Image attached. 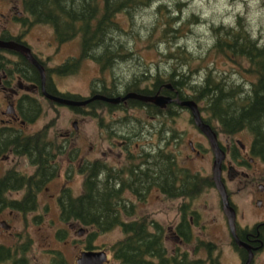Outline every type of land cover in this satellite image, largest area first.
Instances as JSON below:
<instances>
[{
    "label": "flooded vegetation",
    "instance_id": "af4514ba",
    "mask_svg": "<svg viewBox=\"0 0 264 264\" xmlns=\"http://www.w3.org/2000/svg\"><path fill=\"white\" fill-rule=\"evenodd\" d=\"M24 2L25 0H0V41L29 49L28 52L23 48L25 51L23 52L18 47L17 49L0 45V180L6 183L0 189V233L11 234L9 231L12 224L8 220L13 212L27 213L38 209L50 211L55 208L61 213L69 206L70 200L86 194V191L95 196L106 187H110L111 191L108 193L114 195L115 205L111 210L116 211L119 217L114 227L121 228L123 223L144 217L132 215L144 210L145 199L152 190H156L167 199H182L178 205V220L173 229L169 228L170 237L179 244L176 248L194 240L196 236L193 228L200 224V214L192 206L196 197L195 191L200 189L201 194L210 188L214 187L216 190L217 188L212 177L214 154L209 140L195 124L190 109L179 103L192 98L180 99L170 83L165 84L168 92L161 91V87L156 91L155 94L161 92L170 96L172 100L168 108L153 109L158 119L157 125L151 130L158 138V145L155 151H145L144 108L146 111L152 110L149 108L151 106L144 105V100L128 98L119 102H108L94 99L85 105H70L54 98L82 101L95 95L110 98L124 96L130 92L144 95V88L137 87L135 83L139 78L134 79L123 91H117L112 84L92 86L86 95L62 89L61 78L70 74H60L56 69L68 62V59L61 61L57 66L47 65L51 54L45 53L44 49L52 46L50 42L40 44L38 49L33 50L31 36L36 29L42 27V23L33 21L32 14L26 9ZM56 52L57 50L53 53ZM27 55H31L42 66L44 78L39 67L30 61ZM197 104L203 121L215 132L218 145L224 151L225 156L220 165L221 180L229 198L227 180L237 179L242 188H248L250 194L257 195L253 203L256 210L264 213V174L258 169V164L264 166V159L252 153L253 136L249 143L234 139V136L246 130L234 134L222 132L218 120L207 111V114L204 113L205 116L201 106ZM180 109L189 114V121L193 127V135L187 140H184L187 130H175L171 125L168 128L164 121L171 118L167 117V112L173 113L171 118L173 120ZM52 110L57 114L58 110L66 112L71 110L74 116L81 117H85V114L92 115V119L96 121L94 137L98 139L90 147H93L96 154L93 158L80 155L81 146L70 145L73 131L65 128L57 134L52 129L54 125L51 122L37 124L39 119L45 118L44 116ZM72 126L77 129L75 120L72 121ZM221 136L225 137L223 141ZM183 144L189 149L187 155L181 154L183 149L180 147ZM179 159L184 162L204 163L211 171L208 172L205 165H202V170H193L190 165L189 167L181 165ZM167 160L172 161V169L178 174L176 186L172 185L176 191L174 194L179 193L178 191L183 194L170 197L172 190L167 187L163 176L157 178V186L153 184L145 191L146 164L157 161L158 165L162 166ZM78 177L80 184L72 187L69 182ZM189 178V183L195 182L194 185L191 183L187 186ZM43 193L48 200H40ZM230 201L236 211L235 204ZM236 218L237 236L248 244L255 256L256 252L264 248V218L255 221L251 227L239 226ZM69 221L71 220H66ZM72 221L82 224L78 220ZM147 221L156 222L148 218ZM187 235L189 239L186 241ZM167 237L163 230L164 246ZM231 243L239 253V264H244L248 250L244 246H237L232 238ZM165 249L170 255L182 253L189 258H196L191 257L187 251L175 250L169 253L166 246ZM204 256H207L206 251Z\"/></svg>",
    "mask_w": 264,
    "mask_h": 264
},
{
    "label": "rangeland",
    "instance_id": "374dc122",
    "mask_svg": "<svg viewBox=\"0 0 264 264\" xmlns=\"http://www.w3.org/2000/svg\"><path fill=\"white\" fill-rule=\"evenodd\" d=\"M159 5L163 6L158 9ZM192 14H195L197 18H193ZM237 16L243 17V24H246L253 38L258 41L264 40V0H152L147 6H141L133 11L131 15L127 16L125 12L117 13L116 21L122 31H125L121 34L120 40L125 41L127 48L132 51L131 58L118 60L106 69H102L100 64L91 57L82 59L76 72L61 78V88L86 95L92 86H111L112 84L117 91H123L126 86L133 83L134 79L139 78L135 82L137 87L153 89L152 85L156 78H160L165 85L168 84L166 78L170 77V74L174 79V77H180L174 73H182L186 77H181L184 84L181 91L195 100L194 93H197V89L193 93V88L199 82H204L208 72L213 77L220 78L229 84L248 85L250 81L255 80V76L244 68L248 67V63L243 59L229 60L217 52L213 46L215 35L212 27L223 26L225 28L234 25ZM172 17H177V19L174 20ZM166 19L175 31H171L163 38ZM41 25L42 27L32 34L31 43L33 50L38 49V46L45 42L52 43V46L44 49L45 53L51 54L47 65L57 66L65 59L69 61L74 57L78 58L79 37L59 43L55 39L53 28L46 24ZM55 50L57 52L53 53ZM245 88L247 89L248 86ZM197 103L201 107L204 106L202 100ZM153 109L152 107L150 112L144 108L145 151H155L158 145V138L151 130L157 125L156 120L158 119ZM57 112L58 114L53 110L49 111L44 116L45 118L38 120L37 124L51 122L54 125L52 129L57 134L65 128L73 131L70 145L81 146L80 155L93 158L96 154L93 147H90L98 139L94 137L96 121L92 119V115L74 116L71 110L68 112L58 110ZM204 113L207 114L206 111H203ZM171 118L164 120L168 128L171 125L175 130H187L188 133L184 140L193 135L189 114L185 110L180 109L178 115L173 120ZM73 120L76 121L77 129L72 126ZM224 138L221 136L222 141ZM234 139L249 143L252 135L245 131L234 136ZM180 149H183L182 155L189 154V149L184 144ZM179 161L181 165H190L193 170H202V165H205L197 161L184 162L180 159ZM205 166L210 172L211 168L208 165ZM258 169L264 174L262 164H258ZM227 181L230 200L236 207L238 225L251 227L255 221L263 219V211L256 210L253 203L257 195L250 194L248 188H242V184L238 183L237 179ZM69 184L72 187L80 184V177L70 181ZM40 200H48L45 193L40 196ZM181 201L182 199H167L156 190H152L144 201V210L135 212L132 217L144 216L148 220L153 219L161 224L164 235L168 236L165 246L169 253L183 250L187 251L191 257L203 258L204 251L195 252L193 248L197 240H210L216 244L215 254L219 255L222 264H239V253L231 243V235L222 211L220 197L214 187L198 194L193 200L194 205L192 206L200 214V224L193 228L195 239L176 248L179 244L170 237L169 228L173 229L178 220V205ZM8 222L12 224V229L9 231L11 234L0 233V244L12 248L17 247L18 251L23 245L27 246L28 250L25 254L33 264H56L53 257L58 254L63 256L67 264H75L79 257L78 254L87 246H91V249L105 250L109 258L107 264L119 263L113 256L111 245L124 237L120 227L97 232L95 227L84 226L74 221H62L59 211L55 208L50 211L38 209L27 213L13 212ZM95 231L96 233L92 235ZM58 232H60L59 235H57ZM252 260V264H264V248L256 252L255 256L253 253Z\"/></svg>",
    "mask_w": 264,
    "mask_h": 264
},
{
    "label": "trees",
    "instance_id": "16d2710c",
    "mask_svg": "<svg viewBox=\"0 0 264 264\" xmlns=\"http://www.w3.org/2000/svg\"><path fill=\"white\" fill-rule=\"evenodd\" d=\"M151 1L25 0L24 6L31 12L34 22L53 28L55 39L59 43L80 38L78 58L74 57L56 69L60 74H71L78 70L80 61L87 57L94 59L102 69L113 66L118 60L131 58L132 51L127 48L125 41L120 40L121 34L125 31H122L116 21V15L120 12H125L127 16L131 15L133 11L141 6H147ZM161 6L163 5H159L158 9ZM192 17L197 18L195 14H192ZM172 19L176 20L177 17ZM165 22L163 38L171 31H175L168 19ZM212 30L215 35L213 44L215 50L229 60L246 61L248 67L244 68L255 76V80L250 81L248 85L229 84L208 72L204 82H199L193 88V93L197 89V93H194L195 101H203L204 106L201 110L207 111L218 120L222 132L234 134L240 130L248 131L253 136L252 153L264 159V40L258 41L252 37L246 24H243L241 16H237L234 25L225 28L212 27ZM174 74L180 77L172 79L173 75L170 74L166 79L177 92L178 97L192 98L181 91V87L184 86L182 78L186 76L182 73ZM179 78L181 79L177 80ZM152 87L153 89H144V94L153 95L160 87L161 91L168 92L160 78H156ZM145 104L151 106L150 109L152 106L159 108L149 102H144ZM168 107L170 105L165 108ZM172 116V112H167V117ZM172 165V161L168 160L162 166L158 165L157 161L148 162L147 169H144V190L146 191L153 184L157 186V178L163 176L167 187L172 190L170 197L183 194L181 191L174 194L178 174L172 169ZM187 181V186L195 183H189L190 178ZM5 184V181L0 180V189ZM86 185L88 186V183ZM109 191L111 188L106 187L95 196L86 191V194L69 201V206L61 211L60 218L64 221L78 220L86 226L93 225L97 232L113 228L119 217L116 211L111 210L115 206L114 195L108 193ZM200 191V189L196 190L195 195L197 196ZM121 230L124 237L111 245L113 256L119 264H222L219 255L215 254L216 244L202 239L196 241L194 250L206 251L205 258H189L182 253L167 254L163 242V227L157 222H148L146 217L123 223ZM95 233L96 231L92 235ZM59 234L60 232L57 233ZM188 239L187 235L186 241ZM87 248L92 247L87 246ZM26 250L28 248L24 245L18 251L17 247L0 244V264H33L26 256ZM53 261L56 264H67L60 254L53 257Z\"/></svg>",
    "mask_w": 264,
    "mask_h": 264
},
{
    "label": "water",
    "instance_id": "95a60500",
    "mask_svg": "<svg viewBox=\"0 0 264 264\" xmlns=\"http://www.w3.org/2000/svg\"><path fill=\"white\" fill-rule=\"evenodd\" d=\"M0 45L6 46V47H16L14 45H11L9 42L0 41ZM17 47L19 48V46ZM23 48H25L26 51L29 50L26 47H23ZM23 48H19V49L25 52ZM27 57L30 59V61H32L35 65L39 67L41 71V76L44 78V72H43L42 66L31 55L30 56L27 55ZM54 98L63 103L70 104V105H85L86 103L94 99H101V100L108 101V102H119V101H122L128 98H138L140 100L150 101L159 107H165L172 100L170 96L163 95V94L140 95L134 92L127 93L124 96H117L116 98H110L104 95H95V96H92L90 99H86L82 101L72 100V99H63V98H58V97H54ZM179 103L181 105L187 106L190 109L195 124L201 129V131L205 133V135L207 136L209 140V143L211 145V148L214 154V162L212 165V177H213L214 183L220 195L222 209L226 216L232 239L237 246H244L248 250V255H247V258L245 259L244 264H251L252 259H253V251L248 246V244L240 240L237 236V233L235 230L236 213H235L233 206L230 204V200H229L225 185L221 180L220 165L225 156L224 151L218 145L215 132L212 130L210 125H208L207 123L203 121V118L201 117L197 103L192 99L182 100ZM106 261H107V254L105 250H84L80 253V256L76 259V264H103Z\"/></svg>",
    "mask_w": 264,
    "mask_h": 264
}]
</instances>
